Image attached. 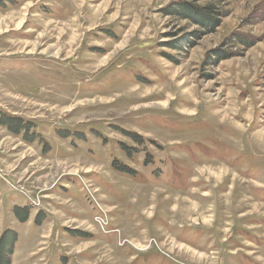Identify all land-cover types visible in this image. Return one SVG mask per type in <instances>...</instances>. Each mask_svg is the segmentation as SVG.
I'll return each instance as SVG.
<instances>
[{
    "label": "rangeland",
    "instance_id": "rangeland-1",
    "mask_svg": "<svg viewBox=\"0 0 264 264\" xmlns=\"http://www.w3.org/2000/svg\"><path fill=\"white\" fill-rule=\"evenodd\" d=\"M182 1L0 0L8 264H264V0Z\"/></svg>",
    "mask_w": 264,
    "mask_h": 264
},
{
    "label": "trees",
    "instance_id": "trees-1",
    "mask_svg": "<svg viewBox=\"0 0 264 264\" xmlns=\"http://www.w3.org/2000/svg\"><path fill=\"white\" fill-rule=\"evenodd\" d=\"M199 0L182 1L177 3H172L170 6L165 8L162 12L168 16H174L183 21H189L193 25L201 28V30L195 31L191 34L192 38H181V40H174L170 44L173 50L183 51L185 48H193L196 41L201 39L203 36L215 32V30L221 25V19L223 17L222 13L213 6L200 7L198 5ZM214 54V64L221 62L228 58V56L222 51H215ZM210 57V56H209ZM6 122H1V124L6 126L9 125L13 133L19 134L21 131V120L16 118H7ZM8 122V123H7ZM6 237V236H5ZM4 241L1 243L0 247V264H8L7 255L2 251ZM5 251L9 249L10 244L5 243Z\"/></svg>",
    "mask_w": 264,
    "mask_h": 264
}]
</instances>
